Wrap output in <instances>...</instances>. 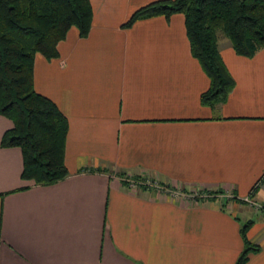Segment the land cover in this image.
I'll return each mask as SVG.
<instances>
[{"label": "crops", "instance_id": "0c3cea01", "mask_svg": "<svg viewBox=\"0 0 264 264\" xmlns=\"http://www.w3.org/2000/svg\"><path fill=\"white\" fill-rule=\"evenodd\" d=\"M153 1L89 0L87 36L33 56V90L67 120V176L23 181L0 147V264H234L243 225V264H264V207L244 201L264 206V49L239 57L217 35L234 87L202 106L182 15L120 27Z\"/></svg>", "mask_w": 264, "mask_h": 264}, {"label": "trees", "instance_id": "16d2710c", "mask_svg": "<svg viewBox=\"0 0 264 264\" xmlns=\"http://www.w3.org/2000/svg\"><path fill=\"white\" fill-rule=\"evenodd\" d=\"M174 14L183 16L189 53L208 80L199 103L213 109L234 87L219 57L216 33L228 40L236 56L251 58L264 49V0H157L136 9L120 27ZM91 16L89 0H0V116L11 123L0 147L19 149L23 181L45 186L67 176V120L54 103L33 90V56L56 58V45L70 27L85 38ZM134 181L138 185L139 180ZM245 227L239 231L243 249L234 264H243L248 252L257 250L246 240Z\"/></svg>", "mask_w": 264, "mask_h": 264}, {"label": "rangeland", "instance_id": "374dc122", "mask_svg": "<svg viewBox=\"0 0 264 264\" xmlns=\"http://www.w3.org/2000/svg\"><path fill=\"white\" fill-rule=\"evenodd\" d=\"M216 34L218 36H222L223 37V35L220 32H217ZM250 202L252 203V206L254 208H256V209H260V208L264 207L262 204H258V203L254 202V201H250ZM250 206H251V204H250Z\"/></svg>", "mask_w": 264, "mask_h": 264}, {"label": "built area", "instance_id": "2783aa9c", "mask_svg": "<svg viewBox=\"0 0 264 264\" xmlns=\"http://www.w3.org/2000/svg\"><path fill=\"white\" fill-rule=\"evenodd\" d=\"M263 178H264V174H263ZM154 187H155V186H154ZM244 201L248 202L249 205H250V204L252 205V203H251L250 201H248L247 198H245Z\"/></svg>", "mask_w": 264, "mask_h": 264}]
</instances>
